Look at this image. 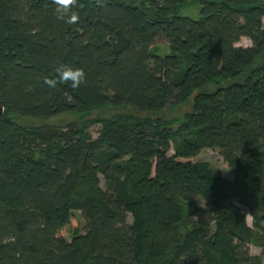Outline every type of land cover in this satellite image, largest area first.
<instances>
[{
	"label": "trees",
	"instance_id": "obj_1",
	"mask_svg": "<svg viewBox=\"0 0 264 264\" xmlns=\"http://www.w3.org/2000/svg\"><path fill=\"white\" fill-rule=\"evenodd\" d=\"M191 1L77 0L68 24L52 0H0V264H264V78L239 82L264 55V0H197L198 20L180 14ZM62 65L85 82L49 87ZM188 101L175 131L163 114ZM109 106L133 113L97 138L13 118ZM206 149L233 181L177 160Z\"/></svg>",
	"mask_w": 264,
	"mask_h": 264
},
{
	"label": "rangeland",
	"instance_id": "obj_2",
	"mask_svg": "<svg viewBox=\"0 0 264 264\" xmlns=\"http://www.w3.org/2000/svg\"><path fill=\"white\" fill-rule=\"evenodd\" d=\"M129 2V0H126ZM200 10L201 5L197 0H193L189 2L185 7H183L180 11L182 16L191 17L193 19L198 20L200 18ZM252 45L250 39L243 38L239 43L238 46L242 47H250ZM153 52L158 56H166L171 53V49L169 44L165 40L158 41L154 47ZM256 72L259 73V79L264 78V55L257 59L256 63L253 67L246 71L244 75L240 79V83L244 84L246 78L251 75V73ZM193 103L192 101H188L187 103L180 105L174 109H171L163 114V117L170 122L172 128L177 131L180 127L181 121L183 120L184 116L192 110ZM133 113L130 108H116V107H106L101 110L94 111L88 117H79L76 114L66 113L62 115H58L48 120L44 119H32V118H23V117H13L14 120L21 125L22 127H34V126H41V125H57V126H66L68 123L77 121V122H84L86 125L90 127L92 135L94 138H97L99 135V131L102 127L100 120L113 118L121 114ZM178 143H173L171 150L169 151V156L175 157L178 149ZM178 161L186 162V161H204L209 163L212 168L216 170V172L222 176L224 179L229 181H233L235 178V171L233 168L229 166V164L224 160L219 150L214 149H206L204 150L199 156L193 157L190 159L179 157L177 158ZM247 213L246 209L243 208ZM75 217L72 222V226H78L79 223L84 225V220L81 216L80 212H75ZM247 221L250 225H252V217L247 213ZM64 234L67 236L68 239L72 238L70 231L66 229ZM251 253L253 255H262V251L255 245L250 246ZM264 261V258H263Z\"/></svg>",
	"mask_w": 264,
	"mask_h": 264
},
{
	"label": "clouds",
	"instance_id": "obj_3",
	"mask_svg": "<svg viewBox=\"0 0 264 264\" xmlns=\"http://www.w3.org/2000/svg\"><path fill=\"white\" fill-rule=\"evenodd\" d=\"M55 7L57 18L64 20L65 23L73 24L79 22V15L72 9L76 6L77 0H52ZM99 2V0H98ZM57 77L54 79H45L49 87H56L57 84H68L71 82L72 88H78L85 82L86 73L81 68L62 65L56 69Z\"/></svg>",
	"mask_w": 264,
	"mask_h": 264
},
{
	"label": "water",
	"instance_id": "obj_4",
	"mask_svg": "<svg viewBox=\"0 0 264 264\" xmlns=\"http://www.w3.org/2000/svg\"><path fill=\"white\" fill-rule=\"evenodd\" d=\"M2 112L0 111V114H1Z\"/></svg>",
	"mask_w": 264,
	"mask_h": 264
}]
</instances>
